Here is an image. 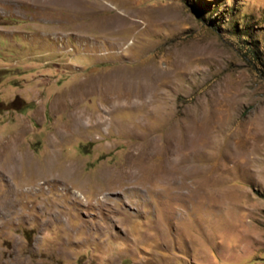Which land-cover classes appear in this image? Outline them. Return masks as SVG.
<instances>
[{
    "label": "rangeland",
    "instance_id": "rangeland-1",
    "mask_svg": "<svg viewBox=\"0 0 264 264\" xmlns=\"http://www.w3.org/2000/svg\"><path fill=\"white\" fill-rule=\"evenodd\" d=\"M0 264H264V0H0Z\"/></svg>",
    "mask_w": 264,
    "mask_h": 264
},
{
    "label": "bare ground",
    "instance_id": "bare-ground-1",
    "mask_svg": "<svg viewBox=\"0 0 264 264\" xmlns=\"http://www.w3.org/2000/svg\"><path fill=\"white\" fill-rule=\"evenodd\" d=\"M147 72H148V71H147ZM142 73L144 74V72H142ZM140 74H141V73H140ZM148 74H149V73H148ZM148 74H144V76H145V75H148ZM146 77H147V76H146ZM137 78H138V77H137ZM150 78H151V77H150ZM80 118H81V117H80ZM78 119H79V118H78ZM78 119H77V120H78ZM79 120H80V119H79ZM81 121H82V119H81ZM82 124H83V123H82ZM80 125H81V124H80ZM13 204H14V203H13ZM6 207H7V206H6Z\"/></svg>",
    "mask_w": 264,
    "mask_h": 264
}]
</instances>
